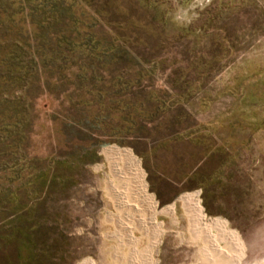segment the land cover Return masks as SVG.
<instances>
[{"label": "rangeland", "instance_id": "rangeland-1", "mask_svg": "<svg viewBox=\"0 0 264 264\" xmlns=\"http://www.w3.org/2000/svg\"><path fill=\"white\" fill-rule=\"evenodd\" d=\"M109 147L174 206L157 264L194 263L192 193L263 261L264 0H0V264H109Z\"/></svg>", "mask_w": 264, "mask_h": 264}, {"label": "bare ground", "instance_id": "bare-ground-1", "mask_svg": "<svg viewBox=\"0 0 264 264\" xmlns=\"http://www.w3.org/2000/svg\"><path fill=\"white\" fill-rule=\"evenodd\" d=\"M102 153L113 169L119 170L116 178L123 186L116 197L117 204L120 205L118 208L126 218L132 219L129 220L130 223L115 225L117 229H122L117 231L118 236L114 239L121 248L115 247L114 252L107 257L108 263L157 264L154 257L158 253L164 231L161 225L154 223V217L163 215L171 220L170 225H179L174 206L155 211L151 199L143 192L139 169L128 152L109 147ZM118 165L120 169L117 168ZM179 201L185 222L184 231L195 245L193 264H238L241 260L238 242L225 233L218 221L203 219L202 212L196 205V194L182 195ZM257 264H264V260Z\"/></svg>", "mask_w": 264, "mask_h": 264}]
</instances>
